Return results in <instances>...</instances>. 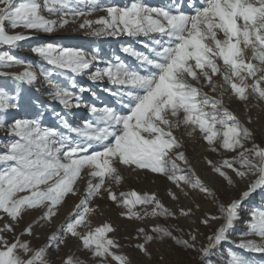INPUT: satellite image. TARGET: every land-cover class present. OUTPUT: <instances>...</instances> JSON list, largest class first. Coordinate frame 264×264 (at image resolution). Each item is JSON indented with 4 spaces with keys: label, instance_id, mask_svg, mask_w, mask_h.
Wrapping results in <instances>:
<instances>
[{
    "label": "snow or ice",
    "instance_id": "snow-or-ice-1",
    "mask_svg": "<svg viewBox=\"0 0 264 264\" xmlns=\"http://www.w3.org/2000/svg\"><path fill=\"white\" fill-rule=\"evenodd\" d=\"M70 24L92 37L126 36L132 42L111 59L98 48L89 52L55 42L31 47L47 68L13 54L36 34L52 35ZM16 67L22 70L8 71ZM0 77L16 82L11 92L0 86V131L11 138L0 143V264H55L53 255L59 264H133L111 222L93 226L97 199L111 201L120 217L136 225L128 246L148 259L156 252L158 264H213L241 221L245 238L235 246L264 255V208L250 210L247 220L243 215L251 197L264 193V0L165 6L145 0L124 6L0 0ZM77 77L97 85L107 102H89L86 95L100 97ZM41 86L50 97L41 108L57 103L64 110H52L59 127L42 123L43 110L15 114L29 107L20 102L22 89L39 92ZM80 108L90 118L73 125L67 113ZM255 109L260 111L254 115ZM181 129L217 157L203 156L208 180L192 168L183 134L177 135ZM125 173L165 178L172 186L164 196L172 203L155 191L114 188L123 185ZM69 198L78 202L65 222L43 246H33L36 227L51 225ZM201 201L214 204L216 212ZM32 212L39 215L26 221ZM201 226L211 232L202 233ZM70 241L83 259L59 255ZM228 254L229 264H254L240 253Z\"/></svg>",
    "mask_w": 264,
    "mask_h": 264
},
{
    "label": "rangeland",
    "instance_id": "rangeland-1",
    "mask_svg": "<svg viewBox=\"0 0 264 264\" xmlns=\"http://www.w3.org/2000/svg\"><path fill=\"white\" fill-rule=\"evenodd\" d=\"M50 37L51 35L36 34L34 39L22 42L21 47L18 50H13V54L21 59L23 56H25V58H28V56H33L34 59H38V57L34 56L31 53L30 48L37 44H41L43 42H55V43L57 42V40H51ZM74 40L75 41H73L72 43H70L71 40L65 41L64 46L76 47L79 44L82 46V43H83L84 48H88V47L90 48L94 43L93 38L90 37L89 35H83L80 38H76ZM39 64L41 65L43 64V62L40 61ZM43 66H46V64H43ZM8 71L14 72L12 69H8ZM80 78L82 79L81 82H79ZM76 79H78L77 80L78 84L87 83V85L89 86H94V84H91L88 79H84L83 77H78ZM64 82L68 83L66 79H64ZM0 86L7 88L11 92L16 88V82L11 77H0ZM28 89L29 88H24L21 91V101L20 102L22 105H25L26 103L29 105L27 97H26L28 95ZM227 102L228 101H226V103ZM252 102L255 103V101H252ZM230 107L236 108V110L239 111L240 113H245L242 107L236 102H232L230 104ZM56 108H58L57 109L58 111L63 112V109L61 108L60 105H57ZM27 109L29 111L24 110L22 108L19 113H15V114L16 115H29L30 107H28ZM71 111L73 112L74 110H71ZM78 111L84 112L82 109H78ZM257 111H259V109H255L253 114L255 115ZM70 114L72 113L68 112L67 116H69ZM12 115L13 113H9L8 119H11ZM73 120L74 122H76L78 120L77 116L74 115ZM257 128H259V124H257ZM181 134H183V138L185 141V147L191 150V146L186 142V139H185V137H187V134L186 132H184L183 129L177 132L178 136ZM10 140L11 138L8 137L6 133L0 131V143H7ZM3 151L4 149L0 147V152H3ZM208 155L213 158H217L212 153ZM203 162L204 161H202V164H201L202 168L206 167L205 163L203 164ZM0 167H3V166L0 165ZM124 175H125V182L123 183L122 186L116 187V188H120V190H124V191H130L132 189H135L138 191H155L160 194V196L164 199L166 204L172 203L170 200H168L164 196L166 189L172 186L170 182L167 181L165 178L157 176L155 174H151L147 178L144 176H136L134 174H128V173H125ZM205 178L207 179V177ZM215 183L219 185L220 181L217 180ZM259 193L260 192L254 194L253 197H251V199L246 203L245 208L243 210V215H244L245 220H247L248 213L252 209V206H254L255 204H258V201H257L258 197H256V195ZM197 199H201V198L197 197ZM76 202H78L76 198H69L67 200V203L63 207L60 208L58 216L55 218L54 222L51 225H45L44 227H40V226L36 227L35 229L36 237L38 238H31L33 246H43V244L45 243L46 237L50 235L52 231L59 228V226L62 223L65 222L68 216V213L72 210V207ZM201 202L204 203V206L208 211H211L213 213L216 212V206L214 204H212L211 202H203V201ZM97 205L99 206L97 213L91 216L93 226L102 224L104 222H111L118 229V231L115 234L116 237L120 240V242L123 245H125V247L123 248V254L127 255L132 260L133 264H137V261H142V264H158V258H157L156 252L153 253L152 259H148L144 257L143 254L135 250L134 247L128 246L134 243V241H130L127 239V237L130 234H133V229L136 226L133 222H130L123 217H120L118 215L119 209L113 206L111 201H108L106 199H101V200L99 199L95 201L93 204V206H97ZM38 215L39 213L32 212V214L26 217L25 219L26 221L32 220L36 218ZM136 223H139V222H136ZM186 223L187 222L183 220L180 221L181 225H184ZM21 227H23V225H21ZM212 227H215V225H213ZM245 228H246V225L243 221H241L240 223L236 225V228L232 230L230 234L229 242L224 243L218 249L217 254L213 257V264H229V254H228L229 250H232L234 252L244 255L246 258L250 259L251 261H254V264H261L260 256L261 258H263L264 255L257 254V253H251V252H242L239 248L235 246L240 242L242 238H245V237H242L241 235V233L245 231ZM17 231H19V229H17ZM201 232L205 234H209L211 232V229L204 228L203 226H201ZM201 238L203 239V237ZM25 239H29V237H25ZM69 252L74 253L75 255L79 256L81 259H83L85 256V254L77 248L75 241H70L69 245L67 247H64L59 255L62 257ZM246 253L248 256H246ZM173 258H180V257L174 256ZM52 260L55 262V264H59V259L55 255L52 256Z\"/></svg>",
    "mask_w": 264,
    "mask_h": 264
},
{
    "label": "bare ground",
    "instance_id": "bare-ground-1",
    "mask_svg": "<svg viewBox=\"0 0 264 264\" xmlns=\"http://www.w3.org/2000/svg\"><path fill=\"white\" fill-rule=\"evenodd\" d=\"M99 2L102 5L116 4V5L124 6V5H127L129 3V0H99ZM145 2L150 4V5H153V6H165V5H171V4L184 5L186 3V0H145ZM79 6L82 8L84 7L83 4H81ZM99 15H103V13H96L95 14V16H99ZM95 16L93 18H95ZM83 35H86V34L83 31H80L76 24H70L66 29L58 31L55 34H52L50 38H51V40H57L58 44L64 46L65 41L71 40L70 43H72L73 41H75L74 39L80 38ZM90 37H92V36H90ZM92 38H93L95 44L93 43V45L90 48L89 47L84 48L83 43H82V46L79 44L76 47H82L85 50L92 52L94 49H97V46H98V48L100 50L99 54L102 57H104L105 59H111L114 55L121 54L120 53V46L122 44L132 42L126 36H121L119 38H96V37H92ZM22 59L32 61L34 64L37 65V67L40 66L39 58L34 59L33 56H28V58H25V56H23ZM43 67L47 68L49 66L46 65ZM12 70L14 72H19L22 69L19 67H16V68H12ZM68 76H71V73H68ZM83 78L87 79L86 77H83ZM57 79H62V78L57 77ZM81 80L82 79L80 78L79 82H81ZM62 82H64V79H62ZM64 83H66V82H64ZM80 85H87V83H83ZM90 87H92L94 90L97 91V93L100 97V100H98V101L93 100L90 96L86 95L85 98L89 102L98 103V104L101 102H107L106 94L101 92L97 85L90 86ZM47 93H48V89L46 87H42V86L40 87L39 92H37L33 89H28V95L26 97H27L29 107H30V114L31 115L30 114L29 115L30 116L38 115L39 112L43 110L44 116L42 118V123L45 126H57V127H59L60 126L59 122L56 120L55 116L53 115V111H52L53 109L55 111H58L57 110L58 108H56V106L59 104L52 103L50 105V107L43 108V109L41 108V105H49L50 97L47 95ZM37 101L39 102V104L36 103ZM226 101H227V98H226ZM80 109H82L84 112L78 111V109H72V110H74L73 112L70 111L72 113L70 115H72V116H70V115L67 116V118L69 119V121L73 125L78 126L82 122L83 119L90 118L87 109H85V108H80ZM232 109L235 110V112L241 118V120L245 119L246 113H240L239 111L236 110V108H232ZM74 115L77 116V119H78L76 122H74V120H73ZM185 139H186V142L191 146V150H189V149H187V147H185V151L189 157V160L191 161L192 168L195 170V172L197 174L201 175V177L203 179L208 180L211 174H210L207 166L202 168L201 164L203 161V156L210 154V152L206 151L203 143L199 140V138H197L196 140H192L189 137H185ZM203 164H204V162H203ZM201 168H202V170H201ZM205 177H207V179ZM113 187L116 188V187H120V186H117L114 184ZM256 197H258V200H257L258 204H255L254 206H252L251 210L264 208V193H259L256 195ZM97 200H99V199H97ZM246 256H248L247 253H246ZM260 263L264 264V257L261 258V256H260Z\"/></svg>",
    "mask_w": 264,
    "mask_h": 264
}]
</instances>
